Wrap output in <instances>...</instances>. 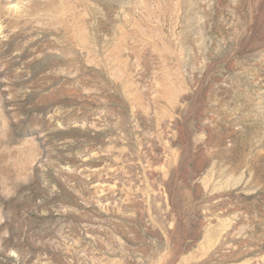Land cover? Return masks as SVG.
<instances>
[{"label":"rangeland","instance_id":"1","mask_svg":"<svg viewBox=\"0 0 264 264\" xmlns=\"http://www.w3.org/2000/svg\"><path fill=\"white\" fill-rule=\"evenodd\" d=\"M0 264H264V0H0Z\"/></svg>","mask_w":264,"mask_h":264}]
</instances>
